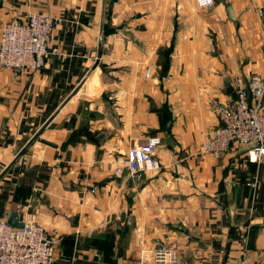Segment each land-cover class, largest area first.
<instances>
[{"label": "crops", "instance_id": "1", "mask_svg": "<svg viewBox=\"0 0 264 264\" xmlns=\"http://www.w3.org/2000/svg\"><path fill=\"white\" fill-rule=\"evenodd\" d=\"M31 13L61 19L60 53L0 67V219L42 225L56 264H152L160 246L176 264H264V163L200 153L227 84L264 79V0H0V30ZM151 137L162 170L132 177Z\"/></svg>", "mask_w": 264, "mask_h": 264}, {"label": "built area", "instance_id": "2", "mask_svg": "<svg viewBox=\"0 0 264 264\" xmlns=\"http://www.w3.org/2000/svg\"><path fill=\"white\" fill-rule=\"evenodd\" d=\"M196 3L199 9L210 10L215 0H196ZM259 14L263 16L262 11ZM60 23L58 17L37 13H31L26 20L12 18L0 30V67L15 74L45 68L49 58L60 53L53 46L54 30ZM151 73L152 68L148 67L146 77ZM232 87L234 98L216 105L220 123L203 134L200 153L219 159L234 144H239L248 147L250 161L264 163V79L253 76L246 82L236 78ZM162 144L160 137H151L144 145L128 151L124 167L132 177L140 179L144 174L162 170L158 158ZM121 170L116 169V173L120 174ZM24 223V228L18 229L8 220L0 219V264H56L57 238L34 220ZM176 263L174 249L168 246L155 249L152 264ZM239 264L249 263L244 257Z\"/></svg>", "mask_w": 264, "mask_h": 264}, {"label": "water", "instance_id": "3", "mask_svg": "<svg viewBox=\"0 0 264 264\" xmlns=\"http://www.w3.org/2000/svg\"><path fill=\"white\" fill-rule=\"evenodd\" d=\"M99 63H96L95 65V68L98 66ZM227 92L229 95H231L232 93H234V88L231 86L230 83L227 84ZM42 132H39L37 134V137L36 139L39 140L40 143L42 144H45V145H48L50 147H56V145L52 142H49L47 140H44L43 138H41ZM8 171V170H7ZM7 171H5L1 176H0V181L4 178V176L7 174ZM8 223L14 227V228H18V229H22L24 228L25 226V223L24 221L21 220V216H20V213L19 212H16V211H12L10 214H9V217H8Z\"/></svg>", "mask_w": 264, "mask_h": 264}]
</instances>
